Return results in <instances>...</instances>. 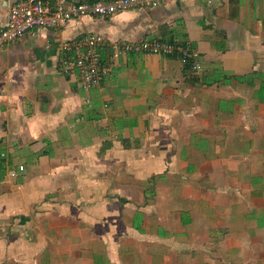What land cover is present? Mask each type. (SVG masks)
<instances>
[{
	"label": "crops",
	"instance_id": "crops-1",
	"mask_svg": "<svg viewBox=\"0 0 264 264\" xmlns=\"http://www.w3.org/2000/svg\"><path fill=\"white\" fill-rule=\"evenodd\" d=\"M94 33L85 89L71 44ZM153 39L202 71L124 49ZM0 264H264V0H160L5 42Z\"/></svg>",
	"mask_w": 264,
	"mask_h": 264
},
{
	"label": "built area",
	"instance_id": "built-area-1",
	"mask_svg": "<svg viewBox=\"0 0 264 264\" xmlns=\"http://www.w3.org/2000/svg\"><path fill=\"white\" fill-rule=\"evenodd\" d=\"M160 0H94L73 3L68 7L57 6L50 9L46 0H18L9 8L4 27L0 30V47L7 41L20 40L27 31L34 28L57 27L74 17L96 15L107 16L130 8L155 5ZM104 41L100 34H90L77 41L73 47L76 67L80 81L85 89L97 85L100 79L96 47ZM124 49L144 51L159 55H176L179 61L189 66V71L200 73L198 62H191L195 53L187 46L159 39L140 40L124 44ZM69 69L68 66H65ZM67 71V69H65ZM23 165L17 167L23 170ZM15 172L11 171V175Z\"/></svg>",
	"mask_w": 264,
	"mask_h": 264
},
{
	"label": "rangeland",
	"instance_id": "rangeland-1",
	"mask_svg": "<svg viewBox=\"0 0 264 264\" xmlns=\"http://www.w3.org/2000/svg\"><path fill=\"white\" fill-rule=\"evenodd\" d=\"M102 261H103V263H107L108 262L105 257L102 258Z\"/></svg>",
	"mask_w": 264,
	"mask_h": 264
}]
</instances>
